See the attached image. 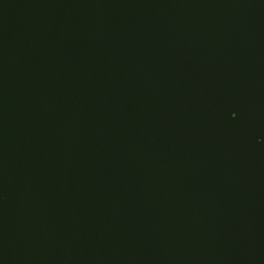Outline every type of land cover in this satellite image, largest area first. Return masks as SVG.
Listing matches in <instances>:
<instances>
[{
	"label": "water",
	"instance_id": "water-1",
	"mask_svg": "<svg viewBox=\"0 0 264 264\" xmlns=\"http://www.w3.org/2000/svg\"><path fill=\"white\" fill-rule=\"evenodd\" d=\"M0 264H264V0H0Z\"/></svg>",
	"mask_w": 264,
	"mask_h": 264
},
{
	"label": "snow or ice",
	"instance_id": "snow-or-ice-1",
	"mask_svg": "<svg viewBox=\"0 0 264 264\" xmlns=\"http://www.w3.org/2000/svg\"><path fill=\"white\" fill-rule=\"evenodd\" d=\"M233 116H235V113H233Z\"/></svg>",
	"mask_w": 264,
	"mask_h": 264
}]
</instances>
